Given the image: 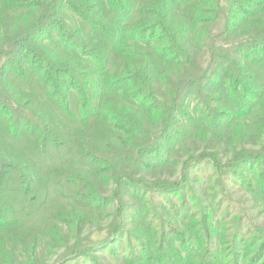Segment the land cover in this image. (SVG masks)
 I'll list each match as a JSON object with an SVG mask.
<instances>
[{"label": "trees", "instance_id": "1", "mask_svg": "<svg viewBox=\"0 0 264 264\" xmlns=\"http://www.w3.org/2000/svg\"><path fill=\"white\" fill-rule=\"evenodd\" d=\"M262 103L264 0H0V264H98L147 219L187 233L175 256L151 231L157 252L104 264H263L228 221L236 172L264 167Z\"/></svg>", "mask_w": 264, "mask_h": 264}, {"label": "rangeland", "instance_id": "2", "mask_svg": "<svg viewBox=\"0 0 264 264\" xmlns=\"http://www.w3.org/2000/svg\"><path fill=\"white\" fill-rule=\"evenodd\" d=\"M262 105H264V103H262ZM258 112H260V116L264 115L263 109L258 110ZM241 127L242 126H238V127L234 128L233 131L237 132V130H239V128H241ZM4 130L5 129H3V133H4ZM250 147H251V145H250ZM242 150L243 149H241L239 151H242ZM236 151L237 150L234 149L231 152L229 157H233L234 153H236ZM207 162H210V161L207 160ZM207 168H208L207 173H211L213 171L211 167H210V169H209V167H207ZM170 172H172V170ZM260 174L264 175V167L251 164V165H249L243 169H240L236 172V174L233 178L235 181V185H232V186H230V188H228V191L233 193L234 198L241 201L243 203V207L246 210H248V212L243 215L242 212L233 208L232 209L233 213H232L231 217L228 219V221L234 220L233 222L236 224V226H239V228H240L239 232H240L241 238L239 239V243H240L239 245L240 246L242 245V247H246L244 256H246V254L249 253V249H253V251H254L255 249L258 248V246H264V242H263L264 236H263V240H261V242H263L262 245L260 242H256L255 240L252 239L253 234H255L253 232V225L258 227L257 229L259 230L258 231L259 236H262V234H260V231L264 235V193L254 195L253 189H252L253 185L258 182V178H259ZM213 176H215V174H213L212 177ZM169 179H171V177H169ZM120 188H121V186H120ZM107 193H109V194L107 195ZM107 193H105V194H106V196H108L107 198L109 199V202L113 201V199H111V198L115 197V195L114 194L110 195V192H107ZM186 195H188L187 192H181L176 197L171 199V201H175L177 203H180L186 197ZM197 195L199 197L201 196L198 192H197ZM201 198H202V196H201ZM203 201H205V200H203ZM128 202L131 203L132 201L128 200ZM198 204H199V202L196 203V196H193L192 198H188V205L186 207H184V210L182 211L183 218L187 219L186 217L189 215V220L186 222V224L191 225L192 229L198 227V224H194L193 219L194 218L197 219L199 217V215H201V212H203V210L197 211V210H199ZM222 206H223V201L220 200L219 205H218V211L221 209V211H222L221 216H224L223 211L226 209V206L225 205L223 207ZM104 214H105V218H107L110 215V212L105 210ZM129 216L131 217V220H135L134 219L135 215L134 216L129 215ZM227 218H228V216L225 217V219H227ZM37 219L39 220V218H37ZM136 221H137V223H135ZM147 221H151L150 223L155 224V226L152 228V230L145 231L144 229L137 228L136 226H130V229L127 230V232H129V234H130L129 236L128 235L122 236L121 239H119V241H117V243H115L114 245H111V246H109V248L105 249L104 250L105 252L103 251L99 255L92 256L95 259L93 262L98 263V264L110 263V261L104 262L105 261L104 259H106L105 254L108 256L112 251H116V255H117V252H120V251L127 252L130 250V252H132V251L140 252L141 251L140 248H143L145 246L150 252H152V253L157 252L158 251V249H157L158 244H157V242L152 241L151 231H161L162 232V235H161V248L162 249H161L160 255L162 257H164V259L167 258V255H168V257H171L172 255L175 256V251L168 247V244H171L170 243V237L173 234H176L178 238L183 239L187 235V233L185 231H183L180 227L172 226L170 223L166 227V226H162L157 221L154 222L153 219H147ZM103 222L105 223L104 225H107L106 221L103 220ZM134 224H137L138 226L144 225V224H142V222H140L139 218H136V220L134 221ZM241 224H242V226H241ZM104 225H100V226L94 225L93 226L94 228H92V230H91V236H93L94 238L102 236L103 234H99V232H101V229L105 228ZM162 227L165 228V231L161 230ZM142 232H145L146 238L144 237ZM197 233H201V231L198 229ZM137 234L142 235L144 238H139L137 236ZM190 240H194V238L192 237ZM227 242L228 241H226L225 243H227ZM227 249L229 250V247H227ZM240 251H241L240 248H237L236 252H240ZM142 254H146L145 251H142ZM155 256H158V255L156 254ZM85 261H84L85 263H83V264H90L89 261H87V259ZM112 262H115L117 264L121 263V262L116 261L115 259H113ZM243 262H244V259L241 260V263H236V264H245ZM69 264H78V263H69Z\"/></svg>", "mask_w": 264, "mask_h": 264}]
</instances>
